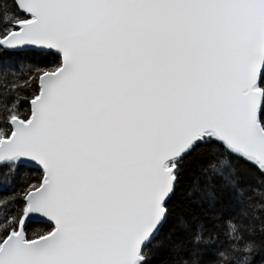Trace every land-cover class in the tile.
<instances>
[{
    "label": "snow or ice",
    "instance_id": "obj_1",
    "mask_svg": "<svg viewBox=\"0 0 264 264\" xmlns=\"http://www.w3.org/2000/svg\"><path fill=\"white\" fill-rule=\"evenodd\" d=\"M0 264H264V0H0Z\"/></svg>",
    "mask_w": 264,
    "mask_h": 264
}]
</instances>
